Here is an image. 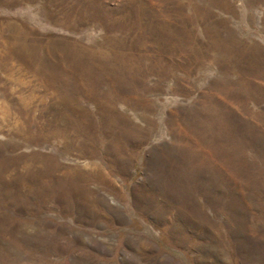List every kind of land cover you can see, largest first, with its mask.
<instances>
[{"label":"rangeland","instance_id":"obj_1","mask_svg":"<svg viewBox=\"0 0 264 264\" xmlns=\"http://www.w3.org/2000/svg\"><path fill=\"white\" fill-rule=\"evenodd\" d=\"M0 264H264V0H0Z\"/></svg>","mask_w":264,"mask_h":264},{"label":"bare ground","instance_id":"obj_2","mask_svg":"<svg viewBox=\"0 0 264 264\" xmlns=\"http://www.w3.org/2000/svg\"><path fill=\"white\" fill-rule=\"evenodd\" d=\"M39 71V70H38Z\"/></svg>","mask_w":264,"mask_h":264}]
</instances>
